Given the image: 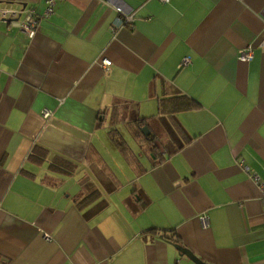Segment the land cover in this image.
I'll use <instances>...</instances> for the list:
<instances>
[{
	"label": "crops",
	"instance_id": "0c3cea01",
	"mask_svg": "<svg viewBox=\"0 0 264 264\" xmlns=\"http://www.w3.org/2000/svg\"><path fill=\"white\" fill-rule=\"evenodd\" d=\"M45 1L0 0V264H264V0H62L27 39Z\"/></svg>",
	"mask_w": 264,
	"mask_h": 264
},
{
	"label": "built area",
	"instance_id": "2783aa9c",
	"mask_svg": "<svg viewBox=\"0 0 264 264\" xmlns=\"http://www.w3.org/2000/svg\"><path fill=\"white\" fill-rule=\"evenodd\" d=\"M60 1H62V0H46L45 1L46 9H45L43 16H41V17H35L32 11L27 13L23 22L19 25L23 35L27 39H32L35 36L36 28H37V25L40 22V20L44 19L45 17L50 15L52 13L53 8L56 5V3L60 2ZM6 13H8V12L7 11L2 12L3 17L5 16ZM119 13L120 14L117 16V18L115 19V21L112 24V27H111L112 33L116 32V30L124 27L126 24H128L132 21L131 15L123 16V14L120 11H119ZM259 46L262 49H264V32H263L262 41L259 44ZM252 58H253L252 47L239 51L238 60L250 61V60H252ZM189 63H190V59L184 58V59H182L180 67L187 66ZM101 65L104 67H107L110 65V62L103 60ZM50 115H51V112L49 110L45 109L42 111L43 118H48V117H50ZM243 169H244V171H246L247 176L257 185L259 192H260V201H261L263 208H264V181H259V179L256 178V176H254L253 174H251L246 167H244ZM200 221L204 227H207V225H208L207 216L201 217ZM44 239L49 240L50 237L48 235H44Z\"/></svg>",
	"mask_w": 264,
	"mask_h": 264
},
{
	"label": "trees",
	"instance_id": "16d2710c",
	"mask_svg": "<svg viewBox=\"0 0 264 264\" xmlns=\"http://www.w3.org/2000/svg\"><path fill=\"white\" fill-rule=\"evenodd\" d=\"M181 104V103H180ZM190 103L187 101V100H184L183 99V103H182V106H184V107H187L188 105H189ZM187 108H189V107H187ZM187 108H185V109H187ZM110 135H112V132H110ZM39 153V150H34L33 151V153L30 155V159L32 160H34V161H41V159H40V155L38 154ZM44 155V154H43ZM44 157H46L45 155H44ZM54 160L55 159H53L51 162H50V166L52 167V168H55L56 169V165H55V162H54ZM57 160V159H56ZM60 161V160H59ZM71 165V164H70ZM72 170H74V166L73 165H71V169H70V171H72ZM97 195H98V191L97 190H92L90 193H88L87 195H83L82 196V198L80 197L79 199L80 200H78L77 201V203H78V206H81L82 204H87V203H90L91 201H93L96 197H97ZM166 238H169L170 240H173L174 242H176L177 240H176V238L174 237V234H172L170 237H166Z\"/></svg>",
	"mask_w": 264,
	"mask_h": 264
},
{
	"label": "water",
	"instance_id": "95a60500",
	"mask_svg": "<svg viewBox=\"0 0 264 264\" xmlns=\"http://www.w3.org/2000/svg\"><path fill=\"white\" fill-rule=\"evenodd\" d=\"M49 153L50 155L48 157V160H51L53 155L56 153L52 150H49ZM74 163L79 167V169L76 171L77 173L84 169L89 174V176L95 181L93 175L83 164L78 163V162H74ZM173 246L176 248V250L180 253L181 256H185L186 258L190 259L195 264H207L203 262L202 260H200L199 258H197L190 250L183 248L182 246L178 244H174Z\"/></svg>",
	"mask_w": 264,
	"mask_h": 264
}]
</instances>
